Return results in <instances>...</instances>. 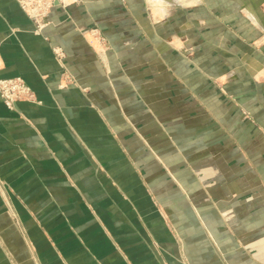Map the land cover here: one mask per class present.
Wrapping results in <instances>:
<instances>
[{"label":"crops","instance_id":"obj_1","mask_svg":"<svg viewBox=\"0 0 264 264\" xmlns=\"http://www.w3.org/2000/svg\"><path fill=\"white\" fill-rule=\"evenodd\" d=\"M51 18L0 0V78L39 101L0 98V264H264V0Z\"/></svg>","mask_w":264,"mask_h":264},{"label":"rangeland","instance_id":"obj_2","mask_svg":"<svg viewBox=\"0 0 264 264\" xmlns=\"http://www.w3.org/2000/svg\"><path fill=\"white\" fill-rule=\"evenodd\" d=\"M18 1H19V4H20L22 10L32 20H34L36 22V28L34 31H35V33H37L39 35H43L44 32L48 29V27L51 25V23H52L51 14H52L53 8L56 5H60L62 8H64V10L67 11V9L72 4L81 3V0H18ZM87 34H89L91 36V39H89L87 37ZM84 36L88 40V42L91 44L92 48L95 50H99L101 54H103L105 52V50L107 49L108 40H107L106 36H104L97 27H92L88 33L84 34ZM45 38L49 40L50 36L45 35ZM53 50H54L56 57L60 60H62L64 57L67 56L64 49L60 46H54ZM260 76L264 77V73ZM15 77H20L26 81V79L23 78L22 76H15ZM10 78H14V77H10ZM61 78L64 82H67L70 84L76 83V77L66 67H64V69L61 72ZM2 79H4V78H2ZM26 83L28 84L27 81H26ZM32 91L34 92V98L31 100H23V101L39 102L37 100V97H36V92L34 91L33 88H32ZM0 98H2V97L0 96ZM2 100L5 102V100L3 98H2ZM5 104H6V102H5ZM9 108L14 109L15 106L9 107ZM244 114L248 117H251L248 112H244Z\"/></svg>","mask_w":264,"mask_h":264},{"label":"built area","instance_id":"obj_3","mask_svg":"<svg viewBox=\"0 0 264 264\" xmlns=\"http://www.w3.org/2000/svg\"><path fill=\"white\" fill-rule=\"evenodd\" d=\"M0 96L9 107L16 106L19 101L34 98L32 88L20 77L0 78Z\"/></svg>","mask_w":264,"mask_h":264}]
</instances>
